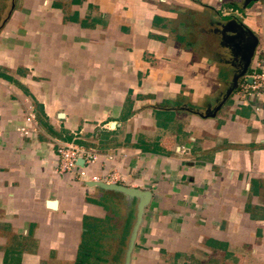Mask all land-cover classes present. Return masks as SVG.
<instances>
[{
  "label": "crops",
  "instance_id": "crops-1",
  "mask_svg": "<svg viewBox=\"0 0 264 264\" xmlns=\"http://www.w3.org/2000/svg\"><path fill=\"white\" fill-rule=\"evenodd\" d=\"M248 1L15 0L0 29V264H264V90L198 116L230 88L242 30L258 40L247 76L264 71V0ZM70 142L118 153L114 184L138 193L57 175Z\"/></svg>",
  "mask_w": 264,
  "mask_h": 264
},
{
  "label": "built area",
  "instance_id": "built-area-1",
  "mask_svg": "<svg viewBox=\"0 0 264 264\" xmlns=\"http://www.w3.org/2000/svg\"><path fill=\"white\" fill-rule=\"evenodd\" d=\"M251 79V83L246 80ZM242 83L238 85L237 100L238 104L243 105L246 97L256 90H264V71L259 74L244 76ZM236 90V91H237ZM37 127L33 106H28L24 116V126L18 131L24 137H30L34 134ZM182 152V151H181ZM58 165L56 174L68 179H74L81 182H89L94 184L115 185L120 178L114 169H110L109 162L113 161L117 154L101 157L90 149L76 145L73 142L65 143L58 147L56 151ZM95 165H100L99 173L93 172Z\"/></svg>",
  "mask_w": 264,
  "mask_h": 264
},
{
  "label": "water",
  "instance_id": "water-1",
  "mask_svg": "<svg viewBox=\"0 0 264 264\" xmlns=\"http://www.w3.org/2000/svg\"><path fill=\"white\" fill-rule=\"evenodd\" d=\"M255 1H257V0H249L246 4H248L249 2H255ZM13 7H14V0L11 3V10L13 9ZM9 15H10V13H9ZM241 34L242 35L245 34L247 36V39H246L247 41L243 46H241L242 47L241 51H239L238 53H236V51L233 52V55L239 56V58H240V62H241L240 68L236 72V74L233 76L231 84H230V88L226 92L223 100L220 103H218V105L215 107L214 111L211 114H206V115L198 114V116L201 118H213L215 116L216 112L227 101V99L231 96V94L237 90L238 85H239V83H238L239 80L243 79L244 76L247 75L248 69L250 68L251 61L254 57V53H255V49L257 47L258 40L253 35V33H251L250 31H248L246 29L242 30ZM235 39H238V38L237 37L235 38V36L232 37V40H235ZM246 82L251 83V79H247ZM96 185L99 187L105 188V189H116V190L124 191L125 193H130V194L131 193L134 194L135 192H137L136 190L126 189V188L120 187L118 185H103V184H96ZM55 204H56L55 201L47 203V205L51 209H53L55 207ZM142 206H143V204H142ZM141 213H142V209H138L137 223L140 220ZM132 242H133V239L131 240L129 248L132 247ZM127 262H128V260H126L124 264H127Z\"/></svg>",
  "mask_w": 264,
  "mask_h": 264
},
{
  "label": "rangeland",
  "instance_id": "rangeland-1",
  "mask_svg": "<svg viewBox=\"0 0 264 264\" xmlns=\"http://www.w3.org/2000/svg\"><path fill=\"white\" fill-rule=\"evenodd\" d=\"M13 0H0V29L2 25L6 22L7 18L10 17L9 13H11L14 9L11 10V3ZM15 3V0H14Z\"/></svg>",
  "mask_w": 264,
  "mask_h": 264
}]
</instances>
